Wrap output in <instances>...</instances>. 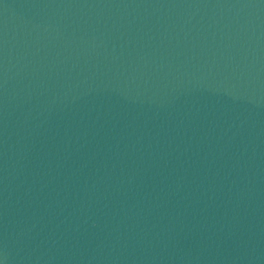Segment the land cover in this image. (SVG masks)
Returning <instances> with one entry per match:
<instances>
[{
    "label": "water",
    "instance_id": "95a60500",
    "mask_svg": "<svg viewBox=\"0 0 264 264\" xmlns=\"http://www.w3.org/2000/svg\"><path fill=\"white\" fill-rule=\"evenodd\" d=\"M0 264H264V0H0Z\"/></svg>",
    "mask_w": 264,
    "mask_h": 264
}]
</instances>
